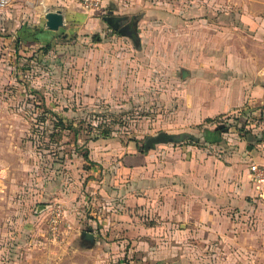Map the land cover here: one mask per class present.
Listing matches in <instances>:
<instances>
[{
  "label": "rangeland",
  "instance_id": "obj_1",
  "mask_svg": "<svg viewBox=\"0 0 264 264\" xmlns=\"http://www.w3.org/2000/svg\"><path fill=\"white\" fill-rule=\"evenodd\" d=\"M68 5L0 0V186L6 184L0 214L6 217L15 208L10 203L19 202L25 207L20 224L38 222L48 231L52 209L62 205L58 242L67 236L69 245L83 249L80 233L91 229L98 244L120 246L121 254L111 256L116 264L164 258L196 264V248L211 242L201 243L206 239L198 238L195 223L160 222L145 207L126 209L130 183L124 177L112 181L106 166L112 162L101 158L110 146L125 152L160 133H185L180 99L187 82L214 76L212 83H222L252 74L258 84L264 75V0H109L106 10L95 13ZM58 9L67 14L66 26L50 32L45 16ZM109 14L138 23V44L109 27L103 19ZM184 72L190 75L184 78ZM45 107L79 133L56 128ZM215 118L201 129L190 127L191 133L235 122L233 116ZM84 148L94 152L92 164L82 157ZM114 214L127 218L116 221ZM4 220L0 226L15 232L19 222ZM263 220L250 214L242 233L264 230Z\"/></svg>",
  "mask_w": 264,
  "mask_h": 264
},
{
  "label": "crops",
  "instance_id": "obj_2",
  "mask_svg": "<svg viewBox=\"0 0 264 264\" xmlns=\"http://www.w3.org/2000/svg\"><path fill=\"white\" fill-rule=\"evenodd\" d=\"M67 4L74 10L82 9L78 4ZM258 77V84L252 74L246 79L222 83H215L216 80L212 83L210 79L198 80L195 84L187 82L180 99V104H184L185 125L189 127L186 132L191 133L190 127L201 129L207 119L228 115L233 116L231 122L250 110L253 112L249 119L245 118V129L254 136L264 132V75ZM239 125L222 133L220 139L215 134L217 128L204 130L201 136L206 144L202 146L168 143L148 153L131 148L124 152L122 147L110 146L101 158L112 162L106 165L111 170L112 181L124 177L130 183L124 193L126 209L145 207L160 222L195 223L198 238L206 239L201 243L211 242L196 248L199 255L196 264H264L263 227L259 229L261 232L242 233L250 214H261L264 218V198L261 197L262 202L256 199L259 194L251 182L250 172L252 163L264 165V138L258 142L241 137ZM247 143L255 146L248 147ZM93 158L92 151L90 159L95 162ZM4 186H0V191L5 190ZM10 204L15 208L6 217V213L0 214V222L5 219L17 221L19 225L11 228L16 230L12 233L0 226V233H11L0 236V264H116L111 256L121 254L120 246L107 249L98 244L95 233L98 246L92 250L72 247L67 236L53 242L38 222L34 226L27 223L22 226L25 207L19 202ZM112 218L117 221L127 217L114 214ZM136 220L137 216L131 219ZM10 249L13 256L9 257L5 252ZM59 255H62L60 261L56 259ZM152 264L173 263L164 258Z\"/></svg>",
  "mask_w": 264,
  "mask_h": 264
},
{
  "label": "water",
  "instance_id": "obj_3",
  "mask_svg": "<svg viewBox=\"0 0 264 264\" xmlns=\"http://www.w3.org/2000/svg\"><path fill=\"white\" fill-rule=\"evenodd\" d=\"M112 13V12H111ZM46 19V28L53 32H58L61 28L66 26V18L62 10H56L48 12L45 16ZM104 21L114 30L118 31L120 23L128 20V17L116 16V15H108L105 16ZM131 24L127 25L123 29H121L120 34L126 37H130L136 44L139 42L138 37V23L135 20H131ZM135 26H134V25ZM132 25V26H131ZM131 27H136L134 30H129ZM189 73L184 72L183 77H187ZM183 136L180 139H177L175 135L168 133H160L155 137L149 138L144 144V150L146 152L150 150H154L156 146L161 144L175 143L178 141H182ZM42 211V207H39L38 212ZM80 238L82 240V245L85 249L92 250L96 245V236L92 230H85L80 233Z\"/></svg>",
  "mask_w": 264,
  "mask_h": 264
},
{
  "label": "trees",
  "instance_id": "obj_4",
  "mask_svg": "<svg viewBox=\"0 0 264 264\" xmlns=\"http://www.w3.org/2000/svg\"><path fill=\"white\" fill-rule=\"evenodd\" d=\"M51 32V31H50ZM118 33V32H117ZM19 40V39H18ZM21 40V39H20ZM51 48V45H47L46 47L43 48V52L44 53H47L49 52ZM45 111H48V112H51L53 118H55V120L57 121L55 126L56 128H61V130L63 132H73V133H76L78 134L79 133V130H77V128L72 124V123H66L61 117L60 115H58L57 113H55L54 111L48 109L47 107H45ZM253 110H250V111H244L241 115V117H238V118H235L233 123H229L228 125H219V127L217 128V132L215 134L218 135L219 139L220 137H223L222 133H226L229 131L230 128L234 127V126H237V125H241L239 127V132H240V136L241 137H245L246 139H255L256 141L258 142H262L263 138H264V132H262L260 135L258 136H254L251 131H247L245 128V126L247 125L246 123V119L245 118H250L251 114H252ZM219 119L217 118H211V119H207L206 122L207 123H211V124H214L218 121ZM176 136L177 139H180L181 136H183V140L182 141H178V142H175V143H170V144H175V145H183V144H186V145H193V146H202V145H205L206 142L204 140V138L199 135V134H195V133H189V132H185V133H182V134H179V135H176V134H173ZM100 138V135H98L97 137H95L94 139H92V141L90 142H93V141H96ZM224 141V139L222 138V142ZM89 142V141H88ZM220 142V141H219ZM225 143V141H224ZM80 148L78 147L76 149V151H81L79 150ZM84 153H81L82 154V157L84 158V160L86 162H89L90 164H92V161L90 159V149L89 148H84ZM142 153H148L144 150V146L141 147V148H138ZM151 151V150H150Z\"/></svg>",
  "mask_w": 264,
  "mask_h": 264
},
{
  "label": "built area",
  "instance_id": "obj_5",
  "mask_svg": "<svg viewBox=\"0 0 264 264\" xmlns=\"http://www.w3.org/2000/svg\"><path fill=\"white\" fill-rule=\"evenodd\" d=\"M61 3L78 4L86 12H102L106 10L107 0H59ZM251 182L260 197L264 198V165L252 163L250 165ZM62 205L54 207L48 217V237L58 242L61 235V225L65 219Z\"/></svg>",
  "mask_w": 264,
  "mask_h": 264
},
{
  "label": "flooded vegetation",
  "instance_id": "obj_6",
  "mask_svg": "<svg viewBox=\"0 0 264 264\" xmlns=\"http://www.w3.org/2000/svg\"><path fill=\"white\" fill-rule=\"evenodd\" d=\"M109 15H113V14H109ZM131 19H128L126 21H123L122 23H120V26H119V30L116 31L118 33H120L121 29H123L124 27H126L127 25H130L131 24ZM134 25V24H133ZM132 26V25H131ZM135 26V25H134ZM110 27V26H109ZM136 27H131L129 28V30H134Z\"/></svg>",
  "mask_w": 264,
  "mask_h": 264
}]
</instances>
